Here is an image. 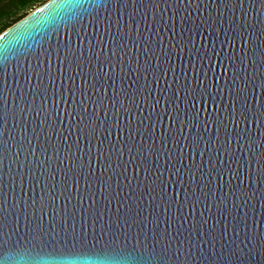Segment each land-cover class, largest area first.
Returning a JSON list of instances; mask_svg holds the SVG:
<instances>
[{"label": "water", "instance_id": "1", "mask_svg": "<svg viewBox=\"0 0 264 264\" xmlns=\"http://www.w3.org/2000/svg\"><path fill=\"white\" fill-rule=\"evenodd\" d=\"M0 264H264V0H48L0 33Z\"/></svg>", "mask_w": 264, "mask_h": 264}, {"label": "trees", "instance_id": "2", "mask_svg": "<svg viewBox=\"0 0 264 264\" xmlns=\"http://www.w3.org/2000/svg\"><path fill=\"white\" fill-rule=\"evenodd\" d=\"M48 0H0V33Z\"/></svg>", "mask_w": 264, "mask_h": 264}]
</instances>
